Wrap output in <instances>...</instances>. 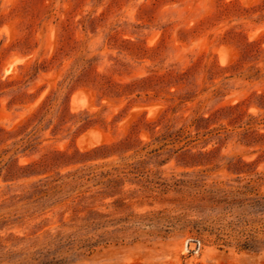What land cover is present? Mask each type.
Wrapping results in <instances>:
<instances>
[{
	"label": "rangeland",
	"instance_id": "obj_1",
	"mask_svg": "<svg viewBox=\"0 0 264 264\" xmlns=\"http://www.w3.org/2000/svg\"><path fill=\"white\" fill-rule=\"evenodd\" d=\"M55 178L109 232L60 264H264L189 229L264 191V0H0V264H55Z\"/></svg>",
	"mask_w": 264,
	"mask_h": 264
},
{
	"label": "trees",
	"instance_id": "obj_2",
	"mask_svg": "<svg viewBox=\"0 0 264 264\" xmlns=\"http://www.w3.org/2000/svg\"><path fill=\"white\" fill-rule=\"evenodd\" d=\"M109 174H111L110 171H91L82 175L73 173L70 180L77 182L83 178L88 180L97 176L105 177ZM58 180L62 179L55 178V207H63V205L65 207L58 212L60 228L55 232V264L66 260L57 255V252L63 248L66 252L73 250L74 253H79L78 251L83 248L92 250L101 242L106 241L109 233L107 231L96 233L106 224L102 222L105 214L92 209L91 205L86 203V199L95 197V194L86 196L84 192L87 189H77L82 185L80 183H75L71 186V192L64 194L62 186L66 182L62 180L56 183ZM115 181L109 178L106 186L113 185ZM42 185H46V183ZM37 192L46 194L47 189H38ZM40 198L42 199L43 196L41 195ZM197 199L203 211L207 208L216 214V222L219 225L209 226L202 220L190 222L189 229L196 237H205L220 247L234 246L238 250L254 252L264 249V191L254 188L249 181L237 184L217 183L211 187H204ZM68 200L69 203H67ZM68 210L71 212L70 218L65 221V213ZM83 212L86 213L82 215ZM228 217L231 218L228 219ZM63 228L69 230L66 232ZM94 234H97V238L94 237Z\"/></svg>",
	"mask_w": 264,
	"mask_h": 264
}]
</instances>
